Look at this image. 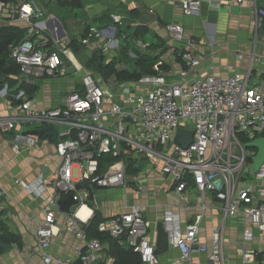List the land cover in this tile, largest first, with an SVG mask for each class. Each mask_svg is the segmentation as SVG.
I'll use <instances>...</instances> for the list:
<instances>
[{"label":"built area","instance_id":"built-area-1","mask_svg":"<svg viewBox=\"0 0 264 264\" xmlns=\"http://www.w3.org/2000/svg\"><path fill=\"white\" fill-rule=\"evenodd\" d=\"M244 1L236 0L237 4ZM249 1L257 30L264 22V8L258 6L257 0ZM179 4L184 14L190 15L199 10L201 1L180 0ZM6 8L16 14L27 32L25 39L8 47L11 59L19 66L21 85L34 87L41 79L63 78L69 70H83V65L73 59L70 40H58L55 32L54 36L48 34V21L38 0H14L9 6L0 0V21ZM111 19L114 26L104 30L90 27L80 44L103 39L101 49L109 50L118 29L124 26L121 15L112 14ZM169 30L174 41L183 40L179 26ZM123 38L131 39L126 35ZM133 42L138 49L146 48L141 40ZM178 57L185 71L176 82L167 81L156 64L153 75L113 87L87 73L78 89L63 94L55 107L46 110H34L33 97L24 88L11 95L17 102L15 114L0 118V133L9 136L15 155L38 144L39 136L31 131L44 125L55 130V138L49 139L54 141L60 164L50 183L52 194L44 195L46 186L41 176L31 183L14 180L15 185L43 203L44 222L35 232L41 264H113L112 258L105 255L106 246L85 233L97 208L94 191L127 188L129 170L139 169L140 163L158 167L170 180L178 203L185 201L189 193L200 199L209 193L218 204L220 223L210 228L209 243L200 239L201 216L182 221L175 211L164 213L162 223L169 251L176 253L171 264H227L225 223L236 216L250 225L243 232V241L252 243L256 232L259 245L264 247V163L252 174L256 151L245 148L254 140L264 139V69H254L250 63L243 72L191 81L188 73L197 69L200 61L187 51L179 52ZM236 58L242 60V55ZM1 91L8 95L6 85ZM179 129L192 132L187 148L176 142ZM134 184L136 192H140L136 176ZM4 194L0 188V198ZM69 196L76 205L64 214L57 203ZM205 209L203 204L201 210ZM81 212L84 218L79 216ZM59 215L66 217V229L76 242V261L50 251L59 233L55 231ZM97 230L117 241L122 249L138 255L141 264L159 263L143 207L131 206L101 221ZM195 254L206 255L205 263L196 261ZM239 255L242 264H255L261 251L242 246Z\"/></svg>","mask_w":264,"mask_h":264},{"label":"crops","instance_id":"crops-1","mask_svg":"<svg viewBox=\"0 0 264 264\" xmlns=\"http://www.w3.org/2000/svg\"><path fill=\"white\" fill-rule=\"evenodd\" d=\"M179 1L80 0V5L72 7L70 5L72 0H38L39 5L44 9L45 20L48 21V34L55 32L58 36L61 28L65 34L63 38L76 39L79 43L82 34L88 28L95 27L104 30L114 26L111 19L112 14L123 17V27L126 32L121 34L120 38L116 36L109 50L101 49L105 40L92 39L88 45L79 44L81 48L78 54L71 52L73 59L81 65L83 64L78 61L79 54L83 53L89 59L95 52L101 51L105 63L115 61L119 70L127 69L120 66L118 56L122 51L118 50L130 46L131 51L136 49L141 55L155 58L154 65H163V69L159 68L169 82L179 81L180 74L185 71L178 57L179 52L182 51L191 52L200 61V66L188 73V80L191 81L209 75L223 77L235 71L243 72L250 63L254 69H264L262 65L264 22L256 30V18L249 0H245L242 4H237L236 0H200L199 10L190 15L184 14ZM257 4L264 8V0H257ZM143 11H148L154 17L145 26L140 25V15ZM61 13L65 16L62 17ZM6 26L18 27L26 31L25 25L17 21L16 14L11 13L7 8L2 12L0 21V27ZM138 26L142 27L141 39L146 41L145 43L141 40L146 45L144 49H138L133 42V40H140V37L137 39L132 36L134 29ZM172 26H179L182 29L183 40L181 42L172 39L169 30ZM124 35L130 36L131 39L123 38ZM36 40L40 41V38ZM150 46L152 47L149 48ZM130 55L132 56L129 53ZM236 55H242V60H238ZM87 73L89 72L84 68L80 73L69 70L63 78L39 80L31 107L37 111L55 107L63 94L78 89L82 76ZM19 78L15 77V86H7L8 95L0 90V118L11 117L15 114L17 102L10 94L20 85ZM53 142L49 137L39 136L35 147L15 155L11 151L9 136L0 133V188L5 192L4 197L0 198V225L8 234L18 236L21 242V246L14 243L9 244L8 251L0 248V264H41V253L35 246V232L44 222L43 203L15 185L14 180L31 183L41 176L46 186L44 195L50 196L52 194L50 183L60 164V159L54 153ZM142 164L144 165L141 163L137 174L128 175L127 188L107 189L119 192L123 196V202L118 204L111 213L105 214L104 210L107 207L101 205V196L99 190L96 189L94 198L97 208L94 212H98L102 221H105L126 211L131 206L143 207L145 219L150 227L149 239L153 244L155 243V227L158 222H162L166 211H175L182 221H192L201 216L200 239L202 242L209 243L210 228L220 223L218 204L213 195L207 193L203 199H200L198 195L189 193L185 201L178 203L172 193L170 180L163 177L157 166L147 164L144 169ZM135 176L141 185V193L136 192L135 184L133 185ZM158 180L166 182V186L162 189H155L154 181ZM156 196H160L163 200H156ZM133 198H135L134 201ZM65 199L66 197H62V200ZM203 204L206 206L205 210H201ZM65 223L66 217L59 215L55 224V231L59 230V233L53 240V248L50 251L56 256L76 261L73 253L76 242L66 229ZM249 229L250 225L241 216L227 219L225 223L227 264H236L237 254L240 257L239 250L242 246H260L256 232L252 243L243 241V232ZM260 251L264 253V247ZM175 256V252L169 251L158 257V264H171ZM194 259L205 263L207 256L195 254Z\"/></svg>","mask_w":264,"mask_h":264},{"label":"trees","instance_id":"trees-1","mask_svg":"<svg viewBox=\"0 0 264 264\" xmlns=\"http://www.w3.org/2000/svg\"><path fill=\"white\" fill-rule=\"evenodd\" d=\"M1 1H3L7 6L14 2V0ZM70 5L72 7L78 6L80 5V0H72ZM141 28V26L136 27L132 36L138 39L141 35ZM88 29L86 30V32L88 31ZM86 32L82 34L81 38L85 37ZM124 32H126V29L124 27L119 28L116 35L117 38H120L121 34H123ZM25 37L26 31L24 29L12 26L0 27V90H2L5 85L8 87L16 85L15 77H19L20 70L19 66L15 63V61L11 59L8 47L10 44H17L21 42L23 39H25ZM79 44L80 43L76 39L70 40L69 48L72 50L73 53H79L81 48V44ZM151 47L152 46H150L149 48ZM155 62V58H151L150 56L146 55H141L136 51L134 70H119L116 67L117 63L115 61L105 63V58L102 55V52L97 51L92 55L91 58L88 59V61H86V65L83 63L82 64L84 65L83 68L90 74L92 73L94 75H97L106 82L112 81L113 83L118 84L137 81L143 76L153 75V65L155 64ZM160 68L163 69V65H161ZM18 88H24L29 97H33L37 89L36 86L27 87L23 84H20L16 89L11 92V94L14 93ZM138 171L139 169L131 168L129 170V174L135 175L138 173ZM102 220L103 219L101 215L98 212H94L92 219L85 227V233L87 234V236L91 239L99 240L106 247L108 246V250L106 251L105 249L104 251L108 257L112 258L113 264H141L138 255L134 254L131 250L122 249L118 245L117 241L113 240L106 234L98 232L97 226ZM0 232H2V234H0V244L14 243L18 246H21L19 237L13 234H8L4 230V227H2L1 225ZM258 258H260V256Z\"/></svg>","mask_w":264,"mask_h":264},{"label":"water","instance_id":"water-1","mask_svg":"<svg viewBox=\"0 0 264 264\" xmlns=\"http://www.w3.org/2000/svg\"><path fill=\"white\" fill-rule=\"evenodd\" d=\"M153 15L148 11H143L140 15V25H147L152 19ZM53 36L54 33L52 32ZM65 34L61 31L58 32L57 39H61ZM33 134L38 136L52 137L55 138V130L52 126L44 125L41 129L31 131ZM192 140V132L188 130L179 129L176 135V142L181 145L183 148H187ZM246 149L255 150L256 154L252 158V165L250 171L254 174L261 165L264 163V139H257L245 145ZM58 206L60 212L64 214L70 213V208L76 205V202L72 199L71 196L67 197L65 200L58 201ZM154 255L159 257L169 252V242L167 233L164 230L162 222H158L155 227V243H154ZM0 248L4 251H8L10 248L9 244H1ZM108 247H106V251Z\"/></svg>","mask_w":264,"mask_h":264},{"label":"rangeland","instance_id":"rangeland-1","mask_svg":"<svg viewBox=\"0 0 264 264\" xmlns=\"http://www.w3.org/2000/svg\"><path fill=\"white\" fill-rule=\"evenodd\" d=\"M42 9H43V7H42ZM43 11H44V9H43ZM61 15H62V17H64L65 15H64V13H61ZM45 19V18H44ZM260 38L262 39V37L260 36ZM140 40H142L141 39V37H140ZM143 42H145L146 43V41L145 40H142ZM64 42H66V40H64ZM105 42V41H104ZM257 42H258V39H257ZM129 49H131L130 48V46H128L126 49H123V48H121V49H119L118 51H122L121 52V54H119V56H118V59H119V61H120V66L121 67H126L127 68V70L128 71H133L134 70V67H135V57H133V56H129V53L130 54H133V55H135V53H136V49L135 50H129ZM78 61L79 62H81V63H83V64H85L86 65V61H88V58L85 56V55H83V53H81V54H79L78 55ZM84 66V65H83ZM92 74V73H91ZM92 75H94V74H92ZM96 78H100V77H98L97 75H94ZM102 81L107 85V86H109V87H113L114 86V84L115 83H113L112 81H108V82H106V81H104L103 79H102ZM29 130H31V128L29 129ZM26 131H28V128H26ZM251 150V149H250ZM148 163H144V165H143V167H144V169L146 168L145 166L147 165ZM140 167H141V163H140ZM139 176H141V175H139ZM163 177L164 178H167L166 176H164L163 175ZM162 177V178H163ZM163 178V179H164ZM140 179H141V177H140ZM140 184H141V181H140ZM154 184H155V189H162L163 187H165L166 186V182H164V181H154ZM99 190V195L101 196L100 197V203H101V205L103 204L104 206H106L107 207V209H105L104 210V212H105V214H109V213H111L112 211H113V209H115V207L118 205V204H120L121 202H123V196H121L120 195V193L119 192H113V191H111V190H107V189H104L103 191H102V189H98ZM108 191V192H107ZM140 193H141V185H140ZM139 193V195H140V199H141V194ZM108 196V197H107ZM134 199L135 198H133V201H134ZM156 200H163L162 198H160V196H156ZM133 201H131L130 200V202H133ZM116 211V210H115ZM252 247V246H251ZM254 247V246H253ZM252 247V248H253ZM255 247H257L259 250L260 249H263V247L262 246H256L255 245ZM254 247V248H255ZM262 255H264V253L263 252H261V256H260V258H255V264H264V256H262ZM236 264H242V262H241V258L238 256V254H237V259H236Z\"/></svg>","mask_w":264,"mask_h":264},{"label":"bare ground","instance_id":"bare-ground-1","mask_svg":"<svg viewBox=\"0 0 264 264\" xmlns=\"http://www.w3.org/2000/svg\"><path fill=\"white\" fill-rule=\"evenodd\" d=\"M84 211V210H83ZM84 213L83 212H81L80 214H79V216L81 217V218H84Z\"/></svg>","mask_w":264,"mask_h":264}]
</instances>
